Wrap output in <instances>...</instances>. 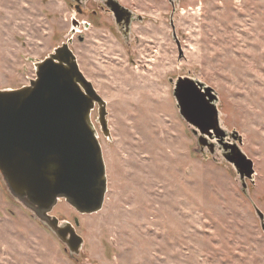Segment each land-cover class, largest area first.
Returning <instances> with one entry per match:
<instances>
[{
  "label": "rangeland",
  "instance_id": "374dc122",
  "mask_svg": "<svg viewBox=\"0 0 264 264\" xmlns=\"http://www.w3.org/2000/svg\"><path fill=\"white\" fill-rule=\"evenodd\" d=\"M144 18L130 40L92 27L78 41L66 0H0V89L35 78V63L73 36L79 66L107 102L98 123L108 190L102 210L60 200L52 214L84 238L79 255L14 200L0 179V264H264V0H122ZM77 18H79L77 16ZM139 39V41H137ZM214 89L223 129L253 160V181L201 151L175 81Z\"/></svg>",
  "mask_w": 264,
  "mask_h": 264
},
{
  "label": "water",
  "instance_id": "95a60500",
  "mask_svg": "<svg viewBox=\"0 0 264 264\" xmlns=\"http://www.w3.org/2000/svg\"><path fill=\"white\" fill-rule=\"evenodd\" d=\"M171 25L175 32L173 14ZM75 31H73L74 33ZM72 39L35 63V78L19 88L0 89V179L9 195L30 211L68 249L79 255L84 238L76 226L52 212L65 200L81 214L102 210L108 190L106 163L92 120L97 107L102 133L111 138L107 102L81 70ZM174 96L181 116L193 127L201 151L224 157L245 179L253 181L254 162L241 149L237 131L222 128L214 89L189 77L175 81ZM213 139L216 141H213ZM264 229V213L257 209Z\"/></svg>",
  "mask_w": 264,
  "mask_h": 264
},
{
  "label": "flooded vegetation",
  "instance_id": "af4514ba",
  "mask_svg": "<svg viewBox=\"0 0 264 264\" xmlns=\"http://www.w3.org/2000/svg\"><path fill=\"white\" fill-rule=\"evenodd\" d=\"M66 1L76 13V15L72 17L71 25L72 31H75L76 37L81 43L87 39L85 33L92 27L108 30L115 39V33H120L126 41H129L135 23L141 22L144 18L140 13H137L131 6L127 5V3H124L122 0ZM168 1L170 2V0ZM77 16L79 18H77ZM70 38L73 43V36ZM137 41H139V39H137Z\"/></svg>",
  "mask_w": 264,
  "mask_h": 264
}]
</instances>
